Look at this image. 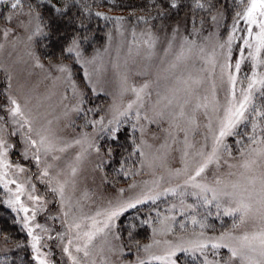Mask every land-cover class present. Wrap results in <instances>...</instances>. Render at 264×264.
I'll return each instance as SVG.
<instances>
[{
  "label": "snow or ice",
  "instance_id": "1",
  "mask_svg": "<svg viewBox=\"0 0 264 264\" xmlns=\"http://www.w3.org/2000/svg\"><path fill=\"white\" fill-rule=\"evenodd\" d=\"M4 8L0 50L23 46L51 81L43 99L59 93L56 119L68 123L55 129L0 65V204L26 233L9 244L13 233L0 226V250L30 249L19 264H264V0H5ZM98 93L108 99L93 104ZM73 115L81 123L67 131ZM85 165L102 186L130 182L86 210L95 203L88 191L74 198ZM221 217L232 222L218 230Z\"/></svg>",
  "mask_w": 264,
  "mask_h": 264
},
{
  "label": "rangeland",
  "instance_id": "2",
  "mask_svg": "<svg viewBox=\"0 0 264 264\" xmlns=\"http://www.w3.org/2000/svg\"><path fill=\"white\" fill-rule=\"evenodd\" d=\"M5 0H0V7H3ZM5 11L2 10L1 12ZM120 39L118 38L113 43V48L111 50L110 55L105 56V60H110L117 57L116 46L120 44ZM130 35L126 38H123V44L121 45V50L119 54V61L121 65H123V61L125 56L127 55L128 50V40H130ZM0 65H6L9 67L10 71L13 74L14 84L15 83H23L25 84L27 89H31L30 94L32 95V103L33 105H39L36 109L44 116L45 119L52 120V126L55 129L63 130L65 125L68 123L65 119H60L59 121L56 119L57 116L63 111V106L59 103V93L55 96H52L50 99H43L47 96L49 90L51 89V81L45 80L43 78V74L39 72V70H33L31 67V61L27 59L23 52V46L20 45L17 48L13 49L11 47L5 48L4 50H0ZM78 75H82V73H78ZM106 80V88L108 91H113L116 88V76L115 73L109 64L108 71L105 75ZM6 74L3 68H0V89H3L6 86ZM63 89L60 88L59 92H62ZM97 95L100 96L99 100H93V104L102 103L108 97L105 96L103 93H98ZM2 99V98H0ZM66 103V102H65ZM73 121V128L67 129V131H77L76 125L81 123L74 115L71 117ZM166 126V125H165ZM153 130L155 131V126H152ZM63 134V133H62ZM74 153L69 152L64 159L61 161L62 164H65L72 158ZM79 191L75 193V197H79L81 192L88 191L91 196L92 201L94 204L89 202H85V209L92 208L94 210L96 205H102L103 199L101 196L107 197L109 195L115 194V188L125 186L126 183L130 182V180L126 181H117L115 183L109 181V185L107 187L101 185V179L98 174H95L91 167L85 165V167L81 170L79 177ZM43 194V188H41L40 193ZM161 208L163 204L160 205ZM146 208V206H142ZM130 211V210H128ZM216 223L224 222L228 225L231 224V217H221L219 219L213 218ZM223 220V221H222ZM38 223H44V217L41 215L38 218ZM26 234V233H25ZM100 240H97V244H100ZM30 251V249H29ZM9 252V251H7ZM6 251L0 250V255L7 253ZM54 259L57 261L61 260L60 250L58 248L53 247ZM131 257H127L125 255V259H129ZM66 260V258H64Z\"/></svg>",
  "mask_w": 264,
  "mask_h": 264
},
{
  "label": "trees",
  "instance_id": "3",
  "mask_svg": "<svg viewBox=\"0 0 264 264\" xmlns=\"http://www.w3.org/2000/svg\"><path fill=\"white\" fill-rule=\"evenodd\" d=\"M126 3L131 2V3H139V0H125ZM221 4L224 3V0H220ZM239 2V0H237ZM246 3L247 0H244ZM229 5L233 3V0H228ZM4 10V5L3 7H0V12ZM116 11H121L120 9H117ZM231 21L229 20V23ZM104 22L102 21L101 24ZM110 26V25H109ZM106 31V29L101 28V31L99 35H103V32ZM123 139V136L121 137ZM109 172H111V168H109ZM117 181H126L122 177H117ZM140 211H145L146 208L139 206ZM15 213H12L11 210L8 208L7 205L0 204V226H3L6 230H10L13 233V240L9 241V244H12L14 241H22L26 239V234L20 230L19 225L15 227H10L11 225V218L14 216ZM134 215L133 210L128 211L127 215L124 217V220L131 219L132 216ZM124 220L119 221V223H123ZM223 221V220H222ZM214 223H216L215 220H213ZM223 224L224 227H227V224L224 222L221 223H216L217 229L220 230V226ZM229 226V225H228ZM127 257H129L127 255ZM30 259V251L29 249H26L24 251H17L15 249L4 253L0 255V264H19V259ZM190 259V258H186ZM35 264V262H34Z\"/></svg>",
  "mask_w": 264,
  "mask_h": 264
}]
</instances>
